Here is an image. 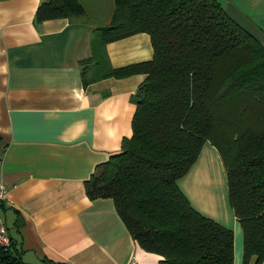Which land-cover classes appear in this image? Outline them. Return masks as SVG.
I'll return each mask as SVG.
<instances>
[{"label":"trees","instance_id":"trees-1","mask_svg":"<svg viewBox=\"0 0 264 264\" xmlns=\"http://www.w3.org/2000/svg\"><path fill=\"white\" fill-rule=\"evenodd\" d=\"M58 17L86 18L78 0H42L34 12L35 22ZM95 28L102 43L146 32L152 56L98 74L144 78L131 94V134L83 181L87 197H110L137 244L160 255L158 264H233V231L191 205L177 183L208 140L242 230V263L253 256L260 264L264 45L218 0H114L110 21ZM91 59L79 61L82 72ZM17 252L10 239L0 264H61L25 263Z\"/></svg>","mask_w":264,"mask_h":264},{"label":"crops","instance_id":"crops-1","mask_svg":"<svg viewBox=\"0 0 264 264\" xmlns=\"http://www.w3.org/2000/svg\"><path fill=\"white\" fill-rule=\"evenodd\" d=\"M41 1L0 0V174L7 198L0 217L25 263L158 264L160 255L137 244L113 200L90 199L83 186L131 134V94L144 78L98 74L150 59L149 35L102 43L95 26L110 21L114 0H78L86 18L35 22ZM218 1L264 45V0ZM90 56L82 72L79 61ZM222 172L225 179L219 153L206 140L177 183L191 205L233 231L239 264L242 230Z\"/></svg>","mask_w":264,"mask_h":264},{"label":"built area","instance_id":"built-area-1","mask_svg":"<svg viewBox=\"0 0 264 264\" xmlns=\"http://www.w3.org/2000/svg\"><path fill=\"white\" fill-rule=\"evenodd\" d=\"M7 201L6 198V187L1 179V174H0V202H5ZM10 243V236L8 234L7 228L0 217V247L1 246H8Z\"/></svg>","mask_w":264,"mask_h":264},{"label":"rangeland","instance_id":"rangeland-1","mask_svg":"<svg viewBox=\"0 0 264 264\" xmlns=\"http://www.w3.org/2000/svg\"><path fill=\"white\" fill-rule=\"evenodd\" d=\"M222 175H223V182H224V185H225V197L227 198V191H226L227 188H226V183H225V179H224V172H222ZM220 180H221V176H220ZM233 248H234V236H233ZM252 257H250L249 261L247 260L245 264H252L253 263V258ZM242 259H243V256H242V252H241V257H240L239 264H243L242 263ZM233 263H234V259H233Z\"/></svg>","mask_w":264,"mask_h":264}]
</instances>
